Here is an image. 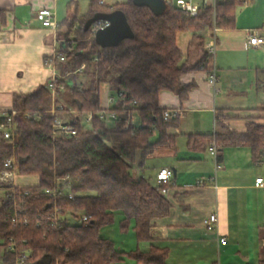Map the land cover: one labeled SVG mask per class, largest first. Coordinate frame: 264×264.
I'll list each match as a JSON object with an SVG mask.
<instances>
[{
  "label": "trees",
  "instance_id": "1",
  "mask_svg": "<svg viewBox=\"0 0 264 264\" xmlns=\"http://www.w3.org/2000/svg\"><path fill=\"white\" fill-rule=\"evenodd\" d=\"M79 1H70L71 16L56 27L59 57L46 60L58 75L54 90L47 83L30 93H14L11 111H16L17 131L12 140L0 131V173L6 170L4 163L13 159L10 169L18 176L38 179L33 186L4 185L0 255L3 264H125L128 260L166 264L168 251L155 246L151 230L155 220L170 213L162 188L171 185L159 187L156 180L153 184L136 178L134 167L139 162L143 172L150 156L176 150L177 136L172 130L179 127V119L165 120L168 109L160 108L159 94L169 91L181 102L188 99L194 86L184 85L182 75L212 70L204 53L203 32L214 27L235 30L236 11L250 0H216L215 6H201L194 17L179 10L177 0H166L162 15L134 0L112 7L102 5V0H89L82 15ZM114 11L126 15L134 37L116 47L101 48L92 27L85 31L84 26L95 14ZM0 23L5 25L3 12ZM182 32H192V43L203 51L190 67L183 63L177 42ZM81 77L88 81L80 83ZM103 84L116 98L114 108L101 107ZM259 110L264 113V107ZM11 111L6 114L12 116ZM108 111L116 112L117 118L100 119ZM134 113L140 117V128L134 127ZM223 113L216 117L218 130L188 136V148L215 147L221 160L225 149L246 147L253 162H260L264 124L250 123L245 132H234L222 125ZM5 115L1 124L7 122ZM84 116H92L89 131L83 128ZM64 118L77 130L76 136L55 128L57 120ZM117 212L123 214L121 231L132 227L138 245L145 244V249L138 246L122 252L113 241L101 237V230L114 224ZM76 213L81 217L72 224L67 216L77 218Z\"/></svg>",
  "mask_w": 264,
  "mask_h": 264
},
{
  "label": "crops",
  "instance_id": "2",
  "mask_svg": "<svg viewBox=\"0 0 264 264\" xmlns=\"http://www.w3.org/2000/svg\"><path fill=\"white\" fill-rule=\"evenodd\" d=\"M70 1L0 0V12L5 14V25L0 23V128L1 118L12 110L14 93L33 92L53 76L46 60L58 50L56 29L44 27L37 13L42 9L53 12L57 27L71 16ZM127 1L102 0L110 7ZM191 1L201 6L204 0ZM253 30L264 39V0H250L237 9L235 30L203 32L205 46L210 36L217 41L215 84L210 82V71H190L180 78L184 85L194 86L186 101L181 102L169 91L159 94L160 108L179 112V127L172 130L177 136L176 150L158 151L145 163L146 168L148 161L155 162V180L164 168L174 175L166 194L170 213L155 220L151 230L155 246L168 251L166 264H264V190L256 187L257 179L264 181V155L254 163L249 148H227L218 160L221 168L216 170L209 150L188 148V136L218 130L216 117L220 111L226 118L222 125L234 132H245L250 123L264 124V113L259 110L264 107V44L248 43ZM182 33H186L185 45L183 49L178 46L183 63L190 67L203 51L192 43V32ZM112 97L107 96L106 106L101 103L103 109H111ZM134 114V127L140 128V117ZM138 165L134 176L145 178V171L141 172ZM37 183L36 177L16 174L10 185ZM5 193L0 183V205ZM214 213L218 215V227L210 231L204 222ZM222 238L227 240L226 245L220 243Z\"/></svg>",
  "mask_w": 264,
  "mask_h": 264
},
{
  "label": "built area",
  "instance_id": "3",
  "mask_svg": "<svg viewBox=\"0 0 264 264\" xmlns=\"http://www.w3.org/2000/svg\"><path fill=\"white\" fill-rule=\"evenodd\" d=\"M101 4H103V2L101 1ZM216 4V0H204L203 1V7H207V6H215ZM176 6L178 7L179 10L184 11L186 13H189L191 16H197L198 15V11L200 9L201 6H198L196 4H194L191 0H177L176 1ZM37 18L42 22V25L44 27H51L56 29V25H55V21H54V14L53 12H51L48 9H42L37 13ZM109 26L108 22H97L92 26V30L94 35L96 34V32L100 29H105L106 27ZM217 28L214 27V31H216ZM57 41V39H56ZM58 43V42H57ZM248 43L252 46H259L264 44V39L260 38L258 36V31L253 30L252 32H250L249 37H248ZM216 49H217V41H216V37L215 36H210L209 37V41L205 46V51L206 54L209 58L212 70L210 72V82L212 84H215L217 82V76H216V71L214 68V57H215V53H216ZM59 57V54L57 52V50H55V52L53 53V55L50 57L51 59H56ZM49 67L52 69L53 72V76L50 78V80L48 81V88L50 90H54L55 86H56V82H57V72L49 65ZM81 71V70H79ZM63 88V87H61ZM53 96H55V94L53 93ZM116 98L112 97L110 98V102H115ZM52 113L55 114V109L53 108ZM10 114H6L5 117L7 118V122L5 124H1V128L0 131L3 132L4 134V138L6 140H12L13 137L15 136V133L17 131L16 125L13 123V117L16 115V111H11V115ZM179 116V112L175 111V110H167L164 112V118L165 120H172L175 119ZM117 118V114L116 112H111L108 111L107 113H102L100 115V119L102 120H115ZM92 116L88 117V121L91 122ZM55 128L62 134L66 135V136H76L77 135V130L72 127L69 122H62L59 120H57ZM209 152L211 154V156L214 158L215 160V164H216V170L221 168V165L218 162L217 159V151L215 147H210L209 148ZM14 160L13 159H9L4 163V166L6 168V170H4L3 172L0 173V183H4L7 185H10L12 182L13 177L16 175V172L14 170H11L10 168L14 165ZM174 178L173 175V171L169 168H164L161 169L159 171V173L157 174L156 177V184L159 187H162L164 185H171L172 184V180ZM11 187H15L13 185H10ZM256 187L259 189L264 190V181L263 179L259 178L256 180ZM169 189L166 188H162V193L164 195H166L168 193ZM84 220H86V218H84ZM204 224L206 225V227L208 228V230L212 231L215 230L218 227V215L217 214H211L204 222ZM220 243L223 245L227 244V240L225 238H222L220 240Z\"/></svg>",
  "mask_w": 264,
  "mask_h": 264
},
{
  "label": "rangeland",
  "instance_id": "4",
  "mask_svg": "<svg viewBox=\"0 0 264 264\" xmlns=\"http://www.w3.org/2000/svg\"><path fill=\"white\" fill-rule=\"evenodd\" d=\"M88 3L89 2L87 0H83L81 2V4L79 2V12H80V14L83 15L84 12L88 10ZM185 36H186V33H182V34L178 35V44H179V46L182 49H183V47L185 45L184 44ZM204 53H206L205 49H204ZM86 81H88V80L86 78H84V77H81L79 79L80 83H84ZM107 86H108L107 84H103L101 86V103L104 104L105 106H106L105 102H106L107 96H112V94L110 93L109 88ZM114 103L111 104L108 107L114 108L115 107ZM136 117H137V115L134 114V118H136ZM60 121L67 122L68 119L64 118V119H61ZM81 122H82L84 130H86V131L91 130V125H90L89 121L87 122V116H84L81 119ZM154 163L155 162H153V161H148V163L146 165V168L143 170V171H145L144 172L145 179L149 180L153 184L155 183V176H156V173L154 172V167H155ZM135 167H136V165H135ZM135 167H134V169H135ZM3 185H7V184L3 183ZM76 216H77V218L71 216V214L68 215L67 217H68L69 222H71L72 224L79 222L81 214L80 213H76ZM122 219H123V214L121 212H117L115 214V222H114V224L102 229L101 233H100L101 237L113 241L115 243V245H116V248L119 249L122 252L135 251L138 246L141 249H145L146 248L145 244L138 245L137 240H136V236H135V232L132 229V227H130V229L126 233H123L121 231V229H120V221ZM125 264H133V261L128 260V261L125 262Z\"/></svg>",
  "mask_w": 264,
  "mask_h": 264
},
{
  "label": "water",
  "instance_id": "5",
  "mask_svg": "<svg viewBox=\"0 0 264 264\" xmlns=\"http://www.w3.org/2000/svg\"><path fill=\"white\" fill-rule=\"evenodd\" d=\"M134 3L140 7H148L157 15L166 11V0H134ZM97 22L109 23L108 27L98 30L95 34V41L101 48L116 47L123 40L134 37L128 19L122 11L97 13L86 22L84 30L88 31Z\"/></svg>",
  "mask_w": 264,
  "mask_h": 264
}]
</instances>
